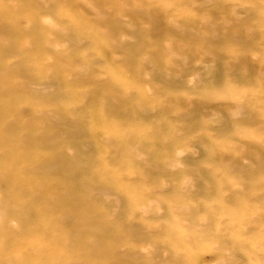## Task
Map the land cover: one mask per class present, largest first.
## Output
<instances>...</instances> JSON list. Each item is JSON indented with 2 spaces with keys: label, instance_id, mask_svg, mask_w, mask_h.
Wrapping results in <instances>:
<instances>
[{
  "label": "rangeland",
  "instance_id": "obj_1",
  "mask_svg": "<svg viewBox=\"0 0 264 264\" xmlns=\"http://www.w3.org/2000/svg\"><path fill=\"white\" fill-rule=\"evenodd\" d=\"M0 264H264V0H0Z\"/></svg>",
  "mask_w": 264,
  "mask_h": 264
}]
</instances>
